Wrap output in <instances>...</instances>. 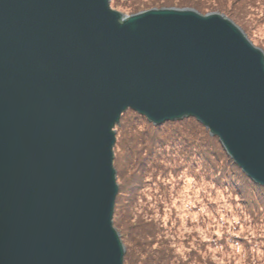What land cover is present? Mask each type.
<instances>
[{
  "label": "water",
  "instance_id": "obj_1",
  "mask_svg": "<svg viewBox=\"0 0 264 264\" xmlns=\"http://www.w3.org/2000/svg\"><path fill=\"white\" fill-rule=\"evenodd\" d=\"M195 118L264 186V51L190 7L0 0V264H124L114 127Z\"/></svg>",
  "mask_w": 264,
  "mask_h": 264
},
{
  "label": "trees",
  "instance_id": "obj_2",
  "mask_svg": "<svg viewBox=\"0 0 264 264\" xmlns=\"http://www.w3.org/2000/svg\"><path fill=\"white\" fill-rule=\"evenodd\" d=\"M110 6L130 14L153 6L217 10L250 36L255 15H264V0H110ZM114 130L112 222L125 242L124 264H264V186L218 137L193 117L154 125L131 109Z\"/></svg>",
  "mask_w": 264,
  "mask_h": 264
},
{
  "label": "rangeland",
  "instance_id": "obj_3",
  "mask_svg": "<svg viewBox=\"0 0 264 264\" xmlns=\"http://www.w3.org/2000/svg\"><path fill=\"white\" fill-rule=\"evenodd\" d=\"M149 6V5H148ZM153 7H157V8H159V7H169V6H153ZM171 7H175V6H171ZM185 7H188V6H185ZM149 8H152V7H149ZM149 8H146V9H149ZM190 8H192V7H190ZM194 9V8H193ZM145 10V9H144ZM120 11V10H119ZM141 11V10H140ZM214 11H216V12H218V13H222V14H224L226 17H228L229 18V16H227L225 13H223V12H221V11H217V10H214ZM120 12H122V13H124V14H130L128 11L126 12V11H120ZM258 17H260V18H264V15H263V10H261V11H259L258 12V14L257 15H255V18H254V21L256 22L255 24H254V29L252 30L253 31V35L252 36H250V34L248 33V32H246L245 30H243L239 25H238V23L237 22H235L234 20H232L231 18H229V19H231L237 26H239L242 30H243V32L245 33V35L247 36V38L255 45V46H257V47H260L263 51H264V48L262 47V45H257L256 44V42H259V43H262L263 45H264V21H263V24L261 25H257L258 23H257V20L256 19H259ZM247 27L249 28L250 27V24H248L247 25ZM250 36V37H249ZM115 168V167H114ZM115 227V226H114ZM117 229V231H118V233H119V235H121V231H120V228H116ZM120 238H121V241H122V244H123V246H124V248H125V242H124V239L120 236Z\"/></svg>",
  "mask_w": 264,
  "mask_h": 264
}]
</instances>
